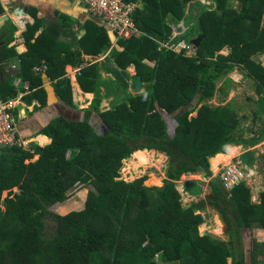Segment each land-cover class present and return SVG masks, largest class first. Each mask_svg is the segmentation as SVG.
<instances>
[{
    "label": "trees",
    "instance_id": "1",
    "mask_svg": "<svg viewBox=\"0 0 264 264\" xmlns=\"http://www.w3.org/2000/svg\"><path fill=\"white\" fill-rule=\"evenodd\" d=\"M125 1L138 3L132 21L139 35L118 41L104 58L110 78L101 77L97 63L82 67L80 51L57 53L56 35L48 30L33 37L34 26L27 28L22 33L26 50L19 55L14 47L0 46V65L15 56L20 61L15 74H0V99L13 98L12 81L17 78L18 86L26 83L29 91L24 103L35 101L32 110L43 108L42 75L33 72L41 61L54 93L69 108L76 109L69 79L64 77L66 65L78 68L79 89L92 94L88 106L79 110L81 118L56 117L43 128L41 134L49 144L40 147L31 142L27 149L0 146V197L14 187L20 193L0 201V210L5 204L0 212V221L4 215L0 264H248L241 252H235V240L241 229L264 230V191L260 202L253 203L244 182L226 190L219 176L210 181L214 198L186 208L175 181L183 174L200 175L198 167L208 172V159L225 145L253 146L264 139V131L252 140L235 138L239 120L228 107L203 105L189 117L200 101L213 96L215 80L236 66L253 80L262 95L260 102L264 101V66L256 58L264 54V0H234L239 4L235 7L231 0H212L208 5L199 0ZM188 4L196 18L192 12L186 14ZM183 20L188 30L175 40L202 37L191 56L160 46L169 41L171 26ZM93 27L87 28L79 44L84 55L98 57L109 50L112 36ZM12 37V33L4 36V45ZM224 47L229 53L217 55ZM128 67L134 75L126 72ZM136 76L142 91L128 92V81L132 87ZM103 100L106 110L100 108ZM94 120L103 132L93 128ZM37 141L44 144L46 139ZM144 149L167 157L162 182L151 174L130 182L117 179L122 161L133 152L137 163L148 164ZM220 164L218 154L212 170ZM77 184L87 191L83 208L64 214L53 211ZM184 187L192 196L202 192L196 181ZM207 203L218 206L230 224L228 242L199 234L204 219L195 210ZM253 247L249 262L264 258V243L254 242Z\"/></svg>",
    "mask_w": 264,
    "mask_h": 264
},
{
    "label": "rangeland",
    "instance_id": "2",
    "mask_svg": "<svg viewBox=\"0 0 264 264\" xmlns=\"http://www.w3.org/2000/svg\"><path fill=\"white\" fill-rule=\"evenodd\" d=\"M199 1L204 5L207 4V1L205 0H199ZM232 5L235 7L239 4L238 2H236V3H232ZM188 6L185 9L186 14L192 12V14L194 13L193 15L196 18L197 14L193 10L194 8H191L189 4ZM262 22L264 24V16L262 17ZM184 26L188 27L185 21H184ZM2 37L0 36V40L2 39ZM20 39H22L21 33L16 39V41H19ZM175 41L178 42L179 40L176 39ZM229 51H230L229 47H224L222 50H219L216 54L227 55ZM190 52H192L193 54L194 50L190 49L189 51H187V54H189ZM256 58H258V60H260L262 65L264 66V54L263 55L259 54L256 56ZM16 64L17 63L11 64L13 66L15 65L14 66L15 69H12L11 65L10 68L12 70H18V66ZM106 68H108V64L107 66L104 65V67L102 68V70L104 71L103 75L105 77L110 78L112 74L109 73L110 71H107ZM126 72L129 75H133V69L131 67H128L126 69ZM12 85L15 87L14 94L16 96L13 99V105L15 103H19L18 106L21 107L19 113H16L14 115V117L16 118L15 131L17 128V124L22 121V118L28 119L33 115H34L33 117L38 119L37 124L35 125L38 130L34 132L36 134L37 133L41 134L43 128L52 119L56 117H62L67 121L79 119L82 116V112H80L79 110L86 108L88 106L87 104L88 100L91 99V97H89L88 99H86L87 101L86 102L85 97L79 98L77 95L78 91L75 90L73 91L71 89L72 91L71 100L73 105L76 107V109L74 110L68 108V106L66 107L62 99L57 97L55 94H53L52 96L55 99L54 103L62 106L64 110H66V111L61 110V112L56 114L54 108L52 107V104L48 102L47 94H46L44 107L36 111V110H32V105L36 103L31 102L30 105H26L23 101L24 96H26V94L29 93V91L27 90V85L23 84L24 86H26L24 89H22L23 87L21 88L20 86H18L17 81H13ZM215 86L216 88L214 90V94L210 98L207 97L204 100L200 101L199 103L195 102L196 99L192 101V103H198V105L196 106V109L193 111V113L189 115V117H195L197 115L198 109L203 105H207L211 108H216L218 106L228 107L231 114L237 117L239 120L238 121L239 125L233 133L234 137L240 138L242 140H249V139L252 140L257 138L264 131V101L260 102L262 95L256 92L255 83L253 82V80L247 77L245 71L240 66H236L231 72L226 74L224 77H222L219 80H215ZM128 92H132V91L128 89ZM107 105H108L107 101L103 100L100 104L101 110H106ZM53 112L55 113V115H53L54 114ZM44 113H48V115H45ZM178 114L179 113H177V115ZM93 128L95 130H98L100 133L103 132V130L99 128V121L97 120H94ZM20 136L21 135L18 134V138H21ZM31 138L35 140L36 137L34 136V134L26 135V137H24L26 141H29ZM34 142H36V144L40 146L46 145V143L40 144L36 140ZM262 144H264V139L259 143H257V145H255L254 147L246 143H242L240 144V146L234 147V149L231 151L229 150L230 149L229 147L227 152H225L224 154H219L220 163H222V165L219 166V169L216 167V169L213 170L215 171L214 175L216 176L217 172H219V170H221L225 165H232V166L236 165L241 169H243L244 178L242 179V182H244L245 185L250 189L251 202L253 203L260 202V195L264 191L263 160L260 157L258 158L259 152L257 153L255 151V150L259 151V147L262 146ZM252 151L255 152V155ZM149 152L150 151L144 152L148 160V164L146 165H141L137 163V161L132 156L134 152L126 160L122 161L121 168L118 171L117 179L130 182L143 176L144 174H151L157 177V179H159L160 182H162V180L165 178L166 170L168 167V159L164 154L155 151H152V153L150 154ZM36 157L37 156H34L32 160H35ZM135 166L136 167L139 166V167L136 168ZM200 175H202L201 172ZM201 178L202 176L197 177V176H193L192 174H184L177 181H175L176 189L181 196L180 199L181 204L184 207H188L192 203H197L202 198L207 199L209 197H212L211 188L208 182L204 183ZM192 180L196 181L198 185L202 188V192L200 193V195L198 194L197 196H192L191 193L187 191V189L184 190L185 183ZM154 185H158V184H154ZM86 193H87L86 188L82 187L81 184H77L67 192L68 195L67 200H65L63 203L55 204V206H53L51 209L58 214H64L70 211L81 210L84 205L83 202L85 200ZM15 194L20 195V193L16 191V188H12V191L7 196H4L6 197L5 201L7 202L8 199L13 198ZM4 197H0L1 202L4 201ZM198 213H200L204 219V222L198 227V232L201 236L204 235L205 233V234H212L213 236L217 238H221L223 241L226 242L230 240L231 238L230 233L227 234V232H225L223 227L224 224H222L218 219L214 207L210 205H207L206 207L205 205L203 209H201L197 213L195 212V214ZM3 222H4V215H2V220L0 221V228L3 225ZM218 227L219 228L222 227L221 228L222 231ZM263 240H264V230L260 228H253L250 230L241 229L240 232L238 233V238L236 236L235 252H241L246 258L248 264H264V260H263L264 258H262L263 256L261 258L252 259V262L251 261L249 262L251 252L254 251L253 243L261 242V241L264 243ZM157 264H174V263L157 262Z\"/></svg>",
    "mask_w": 264,
    "mask_h": 264
},
{
    "label": "crops",
    "instance_id": "3",
    "mask_svg": "<svg viewBox=\"0 0 264 264\" xmlns=\"http://www.w3.org/2000/svg\"><path fill=\"white\" fill-rule=\"evenodd\" d=\"M205 1H207V5L211 4L212 2V0L210 1L205 0ZM231 2L236 3V1L234 0H231ZM6 18L7 20H4ZM19 18L24 19L23 22H25L24 25L26 28L30 29L31 26H34L33 37H36L44 30L45 31L48 30L50 33L56 35V41H57L56 48L58 49V51H56L57 53L59 52L62 53L65 50H69L70 52L80 51L81 52L80 58L83 59V63L81 66L83 67V66H87L88 64L97 63L101 77L102 78L105 77L103 75L104 71L102 70V68L104 67L103 65L104 58L109 55L113 47L110 46L108 51L101 53L100 55H98V57H91L88 55H84L82 53L83 48L80 47L79 43L83 35L86 33L87 28L95 29L96 27L93 26H97L104 29L105 33L109 34V32L105 28L103 23L98 18L90 15L87 12L86 8L79 1L77 0H0V36L1 37L3 35L7 36L12 33L13 36L12 40H10L7 45L6 44L5 45L9 49H11V47H14L17 55L25 52L26 50L23 38L20 39L19 41H16V39L20 35V32L23 31L21 27L17 29L15 26V25H21L23 23L19 21ZM9 23L13 26L14 30L10 28ZM13 63H17L16 65L19 68L20 61L17 56L4 61V63L0 65V74L7 77L15 74L17 70H12L10 68V65ZM42 63L43 61L40 62V66ZM75 69L78 68H73L69 65H66L64 67V72H65L64 77L69 79L71 89L73 91L74 90L78 91V94L75 92L78 95V97L79 98L85 97V101H86V99H88L89 97L92 98V94L82 92L79 89L76 81H73ZM44 73L41 74L42 83H43V88L47 94L48 102L52 104V107L54 108L56 114L61 112V110L66 111L62 106L54 103L55 99L52 95L55 93L50 85L49 79ZM13 81H17V83L19 82L17 78H15ZM73 82L75 85L73 84ZM73 85L75 86V88ZM23 88H25V86ZM90 100H88V102L86 101L87 104H89ZM32 102L36 103L35 101ZM55 113L53 115H55ZM44 114L48 115V113H44ZM33 116L29 117L28 119H24L21 117L22 121L17 124V128H18L17 133L21 135L20 137H26V135L34 134V132L38 130L37 127L35 126L37 124L38 119ZM39 138L46 139L45 143L49 142V140L42 135L36 137L35 140L37 141ZM1 204L2 203H0V206ZM4 210H5V204L3 205V210H0V212H4ZM221 228L222 227H220V230L222 231Z\"/></svg>",
    "mask_w": 264,
    "mask_h": 264
},
{
    "label": "built area",
    "instance_id": "4",
    "mask_svg": "<svg viewBox=\"0 0 264 264\" xmlns=\"http://www.w3.org/2000/svg\"><path fill=\"white\" fill-rule=\"evenodd\" d=\"M87 10V12L98 18L108 32L112 35V47H116V43L120 40H128L139 35L138 30L135 28L132 15L135 9L138 7V3L126 2L125 0H77ZM171 35L168 38V42L161 43L160 46L171 50L175 53L183 49H190L192 45H188L184 42L173 41L177 35L183 34L188 30V27L184 26V21L178 22L171 26ZM45 65L42 63L41 66L33 68L35 74H43ZM78 73V69H75L74 77ZM26 87V86H25ZM13 96L10 100L0 99V146L4 145H20L19 140L15 136V126L13 124V113L14 108L19 104L13 105ZM259 156L264 160V144L259 147ZM226 186L238 183L243 178V174L240 171L233 169L230 172H226L224 175Z\"/></svg>",
    "mask_w": 264,
    "mask_h": 264
},
{
    "label": "clouds",
    "instance_id": "5",
    "mask_svg": "<svg viewBox=\"0 0 264 264\" xmlns=\"http://www.w3.org/2000/svg\"><path fill=\"white\" fill-rule=\"evenodd\" d=\"M19 21H21V22H23L24 21V19L23 18H19ZM25 22H23L21 25H15V23H14V25L16 26V28L17 29H19L20 27H21V29L23 30V31H21L20 33L22 34L23 32H25L26 31V27H25ZM196 38V37H195ZM194 38H192V40H193ZM191 40V41H192ZM179 41H182V42H184V43H186V44H188V45H192V47L190 48L191 50H194V53H195V49H196V47L194 46V44L190 41V42H186L185 40H179ZM9 43V42H8ZM7 43V44H8ZM6 44V45H7ZM5 45V46H6ZM0 46H3L4 47V41H3V37H2V39L0 40ZM7 47V46H6ZM190 49H183V50H181V52H179V53H181L182 54V52H183V54L184 55H186V56H191V54H192V52H190L189 54H187V51H189ZM186 51V54H185V51ZM193 53V54H194ZM12 67V69H14V66L12 65L11 66ZM132 68V67H131ZM133 69V68H132ZM133 75H134V70H133ZM130 76H132V75H130ZM135 79V78H134ZM74 81H76V79H74ZM134 81V80H133ZM141 86H142V84H141V81H140V91H142V89H141ZM131 88L133 89V83H132V87H131V80L130 81H128V89H130L131 90ZM131 91H133L132 93H135L134 92V90H131ZM18 106V105H17ZM15 107L14 108V110H16L17 108H19V111L21 110V107ZM19 111L17 112V113H19ZM14 115H15V113H13V117H14ZM15 120H16V118L14 117V119H13V124H14V126L16 127V124H15ZM37 135H42V136H44L43 134H40V133H34V136L36 137ZM15 136H16V138L19 140V142H20V145H15V146H19V147H21V148H25V149H27V147H28V144L29 143H31V142H34L35 140H33L32 138L29 140V141H26L25 139H23L22 137L21 138H18V133H17V128H16V131H15ZM44 137H46V136H44ZM34 138V137H33ZM47 138V137H46ZM48 139V138H47ZM49 140V139H48ZM36 143V142H35ZM50 143V140H49V142L48 143H46V145L47 144H49ZM23 145V146H22ZM255 145H257V144H255ZM255 145H253V147L255 146ZM40 146V145H39ZM226 146V145H225ZM229 147L230 146H240V144H238V145H234V144H232V145H228ZM40 147H43V146H40ZM255 149V148H254ZM257 153H258V150H255ZM150 152H152V151H150ZM253 153H254V155H255V152L254 151H252ZM225 152H223V150H222V152L221 153H218V154H224ZM218 154H216V155H218ZM215 155V156H216ZM215 156H213V157H215ZM260 156H258V158H259ZM37 158V157H36ZM211 158V157H210ZM209 158V159H210ZM261 158V157H260ZM209 159H208V163H209V170H208V172L207 171H204L205 172V179L203 178V176H202V180H203V182L205 183V182H210L213 178H217V177H221V180H222V185H223V187L226 189V190H229V189H231V188H233V186L234 185H237V184H239L240 182H242V179L244 178V172H243V169H241L240 167H238V166H236V165H234V166H232V165H225V166H223V168L221 169V170H219V172H217V174H216V176L214 175V172L215 171H213V170H210L211 169V164H210V162H209ZM262 159V158H261ZM263 160V159H262ZM220 165H222V164H220ZM219 165V166H220ZM219 166H218V169H219ZM204 169V168H203ZM233 169H236V170H238V171H240V173H242L243 174V178L242 179H240L239 181H238V183H235V184H232V185H230L229 187L228 186H226L225 184H226V182H225V180H224V175L226 174V172H230L231 170H233ZM205 170V169H204ZM208 174H210V175H208ZM214 175V176H213ZM192 181H194V180H192ZM14 188H16V187H14ZM17 189V188H16ZM18 190V189H17ZM211 192H212V190H211ZM191 206V205H190ZM199 211V210H198ZM221 211V210H220ZM207 235H209V234H207ZM202 236H204V235H202ZM223 242H225V241H223Z\"/></svg>",
    "mask_w": 264,
    "mask_h": 264
},
{
    "label": "water",
    "instance_id": "6",
    "mask_svg": "<svg viewBox=\"0 0 264 264\" xmlns=\"http://www.w3.org/2000/svg\"><path fill=\"white\" fill-rule=\"evenodd\" d=\"M209 1H210V0H209ZM4 20H7V18L4 19ZM109 34L111 35L110 32H109ZM111 36H112V35H111ZM201 38H202L201 36H198V37L194 38V39L191 41V42L194 44V46H195L196 48L199 46L200 41H201ZM133 90H134L135 93H139V92H141V91H140V77H139V76H136L135 79H134V81H133ZM228 149H229V146H228V145L224 146V147H223V152H227ZM143 151H146V150L144 149ZM213 158H214V157H211V158L209 159L210 164H211ZM210 170H212V168H211ZM204 171H205V170L203 169V167H198L196 173H197V172H198V173L201 172L203 178L205 179V175H206V174H205ZM188 207H190V205H189ZM188 207H186V208H188ZM215 210H216V213H217L218 219L220 220V222H221L222 224H224V230H225V232H227V234H229L230 231H231V227H230L229 223L226 221L225 216L223 215V213L220 211V209H219L218 207H215ZM195 212L197 213L198 210H195ZM204 235H206V234L204 233ZM209 236H210L212 239H214V240H218V241L223 242V240H222L221 238H217V237L213 236L212 234H209Z\"/></svg>",
    "mask_w": 264,
    "mask_h": 264
},
{
    "label": "flooded vegetation",
    "instance_id": "7",
    "mask_svg": "<svg viewBox=\"0 0 264 264\" xmlns=\"http://www.w3.org/2000/svg\"><path fill=\"white\" fill-rule=\"evenodd\" d=\"M209 184V186H210V188L212 187V185L210 184V182L208 183ZM212 198H214V196H213V193H212V197H209V198H207V199H203V200H209V199H212ZM206 205V207H207V205H210V206H212V207H214V209H215V207H218V206H216L214 203L213 204H211V203H207V204H205ZM219 208V207H218ZM224 215V214H223ZM230 225V224H229ZM231 232V231H230ZM264 241V240H263ZM262 242V241H261Z\"/></svg>",
    "mask_w": 264,
    "mask_h": 264
},
{
    "label": "bare ground",
    "instance_id": "8",
    "mask_svg": "<svg viewBox=\"0 0 264 264\" xmlns=\"http://www.w3.org/2000/svg\"><path fill=\"white\" fill-rule=\"evenodd\" d=\"M233 149H234V147H233V146H230V149H229V150L231 151V150H233ZM149 153L151 154L152 152H149ZM148 155H149V154H148ZM129 161H130V160H129ZM131 162H132V161H131ZM133 163H134V162H133ZM128 165H129V164H128ZM140 166H141V165H140ZM135 167H136V166H135ZM138 167H139V166H137L136 168H138ZM183 175H184V174H183ZM192 175H193V176H197V177H198V176H201V175H199V174H192ZM218 226H219V225H218ZM223 227H224V226H223ZM218 228H219V227H218ZM219 229H220V228H219Z\"/></svg>",
    "mask_w": 264,
    "mask_h": 264
}]
</instances>
